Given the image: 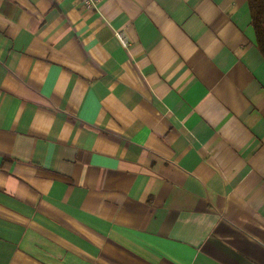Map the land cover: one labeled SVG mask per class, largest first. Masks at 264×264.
<instances>
[{
  "label": "crops",
  "instance_id": "obj_1",
  "mask_svg": "<svg viewBox=\"0 0 264 264\" xmlns=\"http://www.w3.org/2000/svg\"><path fill=\"white\" fill-rule=\"evenodd\" d=\"M0 264H264L248 0H0Z\"/></svg>",
  "mask_w": 264,
  "mask_h": 264
},
{
  "label": "trees",
  "instance_id": "obj_2",
  "mask_svg": "<svg viewBox=\"0 0 264 264\" xmlns=\"http://www.w3.org/2000/svg\"><path fill=\"white\" fill-rule=\"evenodd\" d=\"M248 2L257 37V46L264 58V0H248Z\"/></svg>",
  "mask_w": 264,
  "mask_h": 264
},
{
  "label": "built area",
  "instance_id": "obj_3",
  "mask_svg": "<svg viewBox=\"0 0 264 264\" xmlns=\"http://www.w3.org/2000/svg\"><path fill=\"white\" fill-rule=\"evenodd\" d=\"M81 4L85 7H96L99 0H78ZM117 37L119 38L120 42L123 43L124 46L128 45L127 39L122 32H117Z\"/></svg>",
  "mask_w": 264,
  "mask_h": 264
}]
</instances>
